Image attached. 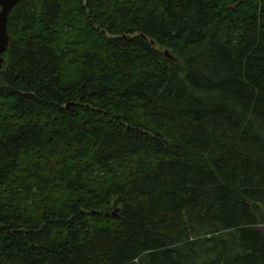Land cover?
I'll list each match as a JSON object with an SVG mask.
<instances>
[{
  "label": "trees",
  "instance_id": "16d2710c",
  "mask_svg": "<svg viewBox=\"0 0 264 264\" xmlns=\"http://www.w3.org/2000/svg\"><path fill=\"white\" fill-rule=\"evenodd\" d=\"M0 70V264H264V0H21Z\"/></svg>",
  "mask_w": 264,
  "mask_h": 264
},
{
  "label": "water",
  "instance_id": "95a60500",
  "mask_svg": "<svg viewBox=\"0 0 264 264\" xmlns=\"http://www.w3.org/2000/svg\"><path fill=\"white\" fill-rule=\"evenodd\" d=\"M21 0H0V70L5 66L2 57L7 50L9 44V36L7 33V19L11 9Z\"/></svg>",
  "mask_w": 264,
  "mask_h": 264
}]
</instances>
